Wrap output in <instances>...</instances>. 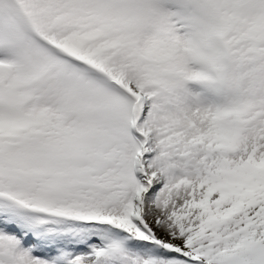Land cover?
Returning <instances> with one entry per match:
<instances>
[{"label":"snow or ice","instance_id":"6c2138e0","mask_svg":"<svg viewBox=\"0 0 264 264\" xmlns=\"http://www.w3.org/2000/svg\"><path fill=\"white\" fill-rule=\"evenodd\" d=\"M0 264H264V0H0Z\"/></svg>","mask_w":264,"mask_h":264}]
</instances>
